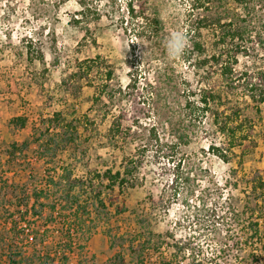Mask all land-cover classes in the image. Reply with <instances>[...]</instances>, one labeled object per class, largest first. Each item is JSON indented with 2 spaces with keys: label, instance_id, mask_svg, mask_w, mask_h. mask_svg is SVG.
Instances as JSON below:
<instances>
[{
  "label": "rangeland",
  "instance_id": "obj_1",
  "mask_svg": "<svg viewBox=\"0 0 264 264\" xmlns=\"http://www.w3.org/2000/svg\"><path fill=\"white\" fill-rule=\"evenodd\" d=\"M257 13L261 19L251 26L264 30V12ZM237 15L233 0H0V176L23 186L32 184L29 174H43L46 158L35 149L48 139L44 130L55 111L66 123L77 125L76 147L83 159L69 161V155H75L72 145L65 151L56 148L48 168L63 161L81 176L117 170L124 157L142 158L132 185L115 190L110 215L94 217L92 234L68 264H119L118 255L136 264L140 252L130 246V239L141 229L150 230L154 247L167 252L164 263L264 264V237L251 235L245 223L261 216L264 234V189L256 181H264V104L252 101L245 84H264V46L252 38L242 44L230 82L221 79L211 60L218 52L231 54L230 41L224 49L216 42L224 25L228 29L230 23L233 29L240 23ZM152 19L159 21L158 27ZM175 31L185 33L190 43L174 60L164 40ZM96 57L87 77L77 76L84 67L78 63ZM108 69L110 81L105 80ZM129 79L136 83L130 95L119 94ZM204 89L222 95L216 101L218 110L239 108L248 138H224L210 114L195 117L189 112L187 100L198 101ZM18 116L37 124L35 138H1L9 137V121ZM118 116L124 126L138 120L143 138H107ZM152 125L158 138H148ZM49 127L51 134L57 131L55 125ZM179 134H186L182 139L187 144ZM25 140L39 141L16 159L7 158L9 146ZM211 146L222 148L227 161ZM174 178L177 182L171 186ZM116 204L123 208L122 215H114ZM0 213V236L6 232L13 238L16 231H7ZM53 232L50 229L48 236ZM182 239L190 247L173 254L174 244ZM148 247L145 264L162 263L153 246ZM3 254L0 250V258Z\"/></svg>",
  "mask_w": 264,
  "mask_h": 264
},
{
  "label": "trees",
  "instance_id": "obj_2",
  "mask_svg": "<svg viewBox=\"0 0 264 264\" xmlns=\"http://www.w3.org/2000/svg\"><path fill=\"white\" fill-rule=\"evenodd\" d=\"M238 6V20L239 24L232 29V24L224 25L222 31L218 36L216 45L226 44L227 41L231 42V54L227 57L225 51L218 52L211 56V60L216 67H219L220 76L222 80H234V65L238 63V56L240 50L245 48L244 44L247 40L253 43H258L264 46V30L257 29V26H251L254 20H260L259 12H264V0H233ZM83 5V4H82ZM128 11L133 13V8L130 3L127 4ZM264 21V20H262ZM155 27L159 26L157 19L151 21ZM255 24V23H254ZM264 27V26H262ZM157 29V28H156ZM194 48L199 53L202 52L199 44H195ZM27 53H30L27 50ZM226 54V55H225ZM226 57V58H225ZM99 59L96 57L93 60L83 61L78 63L79 68L77 76L87 77L90 71V64L95 63ZM208 63V61H205ZM112 70H106L105 80L110 81ZM239 79V78H238ZM246 81V79H244ZM135 80L129 79L128 85L125 90H118L119 94L130 95L128 92L135 87ZM246 88L251 92L250 97L257 105L264 104V84L249 82L246 83ZM230 85V84H229ZM231 87V86H229ZM103 88H107V85ZM202 94L198 101L187 100L185 106L192 113L193 116H204L206 113L212 116V125L216 132L224 138H248V134L244 132L246 128L244 122L240 119L239 108H225L218 110L216 101H221L222 95L215 93L211 89L202 90ZM101 94V91L96 94V97ZM229 114H225L226 111ZM258 111V107H255ZM124 115V113H121ZM121 117V116H120ZM119 116L113 121L108 129L107 138H143L142 128L144 127L139 121L132 120L131 125L124 126L121 123ZM27 123L26 118L18 116L9 121L14 129L22 128ZM50 125H55V133H50ZM34 128V127H33ZM32 130L35 132L38 128ZM148 138H158L157 130L152 125L148 130ZM44 134L48 138L45 144L35 149V152L41 159L46 158V165L43 174L38 178L32 174L28 175L31 183L19 186L14 182L3 179L0 176V212L5 217V225L8 227L7 231L15 232L4 233L3 238L0 236V250L5 254L0 258V264H68L70 256L77 251L81 252L84 248V242L88 240L92 234L94 217L109 216L111 208L116 202L117 196L115 190L118 192L124 191L127 184L132 185L130 181L134 173L142 166V158L132 156L130 158H122L117 170L105 168L103 172L93 170L92 173H87L78 176L74 173L75 166L67 165L63 161L49 167L56 157L58 148L59 151H65L64 148H69L74 151L75 155H69V161L79 163L82 162L83 157L78 153L77 139L80 137L77 125L66 123L65 118L61 112H54L48 120V126L44 130ZM40 137V135H39ZM31 138H35L32 133ZM56 138V139H54ZM183 144H187L188 140L186 134H179L177 136ZM32 140V139H31ZM25 140L21 144H12L6 155L7 158H14L15 155L20 156L24 153L29 145L35 141ZM231 141L230 139H228ZM233 140V139H232ZM53 143V146H51ZM75 143V144H74ZM234 142H230L229 147ZM74 145V146H73ZM57 148V149H56ZM211 151L216 153L222 161H227V157L223 154V149L216 146L210 147ZM22 157H25L24 154ZM52 159V160H51ZM24 161H26L24 159ZM27 162V161H26ZM72 167V168H71ZM173 170H178V164L173 166ZM34 177L33 180H31ZM258 187L260 190L264 189V181L258 177ZM177 179L171 180V186L175 185ZM253 191H256L254 187ZM114 215H122L124 210L117 206L114 207ZM1 218V213H0ZM102 218V217H101ZM29 219L30 222L26 221ZM252 219V217H251ZM247 230L251 235L262 240L264 234L260 231L262 218L259 216L252 222H245ZM33 226V229H32ZM18 229V230H17ZM52 229L54 232L52 236H48L47 232ZM132 236L130 243L133 247L139 248L136 258V264H145L143 259L147 247L153 246L155 253L159 255L161 262L157 264H173L165 261V256L162 255L161 248L153 244L154 235L150 230L141 229ZM30 232V233H28ZM2 233V232H1ZM145 235V238L143 237ZM1 235V234H0ZM123 237V236H122ZM173 238V236H171ZM54 239V240H52ZM135 243V244H134ZM173 254H178L185 248L190 247V242L182 239L180 242L174 244ZM149 248V247H148ZM158 249V250H157ZM119 264H127L125 259L119 257ZM175 258V257H174ZM256 261V260H255ZM188 264L178 261L175 264Z\"/></svg>",
  "mask_w": 264,
  "mask_h": 264
},
{
  "label": "clouds",
  "instance_id": "obj_3",
  "mask_svg": "<svg viewBox=\"0 0 264 264\" xmlns=\"http://www.w3.org/2000/svg\"><path fill=\"white\" fill-rule=\"evenodd\" d=\"M189 43L190 41L185 33L175 31L165 38L164 47L168 57L175 60L182 57Z\"/></svg>",
  "mask_w": 264,
  "mask_h": 264
},
{
  "label": "crops",
  "instance_id": "obj_4",
  "mask_svg": "<svg viewBox=\"0 0 264 264\" xmlns=\"http://www.w3.org/2000/svg\"><path fill=\"white\" fill-rule=\"evenodd\" d=\"M36 126H37V124H33V123H32V126L30 124L26 123L24 127L18 128V129H14L11 126V127H9L7 129V133H6L9 137L4 136V137H1V138H30V136L32 134V128L36 127ZM11 128L14 129V130H12ZM0 129H2V125L1 124H0ZM9 130L13 131L12 134H9V132H8ZM3 131H4V128H3ZM162 255H167V252H163ZM149 264H157V263L150 262Z\"/></svg>",
  "mask_w": 264,
  "mask_h": 264
},
{
  "label": "built area",
  "instance_id": "obj_5",
  "mask_svg": "<svg viewBox=\"0 0 264 264\" xmlns=\"http://www.w3.org/2000/svg\"><path fill=\"white\" fill-rule=\"evenodd\" d=\"M183 262V261H182ZM154 263V262H153ZM181 264V263H180Z\"/></svg>",
  "mask_w": 264,
  "mask_h": 264
}]
</instances>
